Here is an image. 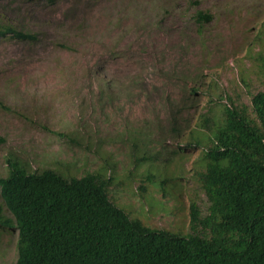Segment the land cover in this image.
Instances as JSON below:
<instances>
[{"label":"rangeland","instance_id":"obj_1","mask_svg":"<svg viewBox=\"0 0 264 264\" xmlns=\"http://www.w3.org/2000/svg\"><path fill=\"white\" fill-rule=\"evenodd\" d=\"M198 10L211 14L199 28ZM263 21L264 0H0V24L38 33L0 37V178L9 155L99 171L131 217L187 233L189 204L204 213L206 199L202 150L185 142L218 93L249 104L264 89ZM14 228H0V264L15 262Z\"/></svg>","mask_w":264,"mask_h":264},{"label":"trees","instance_id":"obj_2","mask_svg":"<svg viewBox=\"0 0 264 264\" xmlns=\"http://www.w3.org/2000/svg\"><path fill=\"white\" fill-rule=\"evenodd\" d=\"M194 19L199 28L211 14L198 10ZM9 35L35 42L38 33L0 24V37ZM216 97L185 142L202 150L194 173L206 206L203 213L189 204L184 234L131 217L109 190L111 175L31 170L9 155L0 178V228L17 232L14 264H264V89L251 93L249 104L227 101L222 91ZM146 173L148 184L162 187L159 174Z\"/></svg>","mask_w":264,"mask_h":264},{"label":"clouds","instance_id":"obj_3","mask_svg":"<svg viewBox=\"0 0 264 264\" xmlns=\"http://www.w3.org/2000/svg\"><path fill=\"white\" fill-rule=\"evenodd\" d=\"M16 260V259H15ZM15 263V262H14Z\"/></svg>","mask_w":264,"mask_h":264}]
</instances>
